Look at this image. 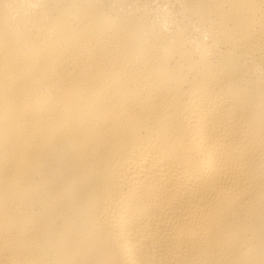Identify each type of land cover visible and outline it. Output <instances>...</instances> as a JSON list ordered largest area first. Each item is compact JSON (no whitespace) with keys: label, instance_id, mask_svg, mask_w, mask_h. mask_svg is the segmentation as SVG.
Listing matches in <instances>:
<instances>
[{"label":"bare ground","instance_id":"1","mask_svg":"<svg viewBox=\"0 0 264 264\" xmlns=\"http://www.w3.org/2000/svg\"><path fill=\"white\" fill-rule=\"evenodd\" d=\"M0 264H264V0H0Z\"/></svg>","mask_w":264,"mask_h":264}]
</instances>
